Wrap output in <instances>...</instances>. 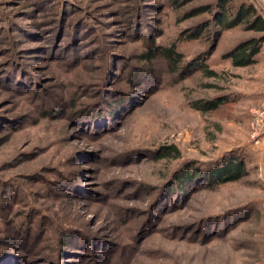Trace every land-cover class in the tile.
Returning <instances> with one entry per match:
<instances>
[{"label": "rangeland", "instance_id": "obj_1", "mask_svg": "<svg viewBox=\"0 0 264 264\" xmlns=\"http://www.w3.org/2000/svg\"><path fill=\"white\" fill-rule=\"evenodd\" d=\"M222 1L0 0V264H264V43L234 65Z\"/></svg>", "mask_w": 264, "mask_h": 264}, {"label": "trees", "instance_id": "obj_2", "mask_svg": "<svg viewBox=\"0 0 264 264\" xmlns=\"http://www.w3.org/2000/svg\"><path fill=\"white\" fill-rule=\"evenodd\" d=\"M229 0H223L220 2V6L222 7V13L218 16L219 24L224 28H231L235 26L236 24L247 21L249 23V28L256 30L261 33L260 36H253L248 40H244L240 43H238L233 49L228 51L226 53V57L231 58L233 61V64L236 66H248L256 62V55L260 53L261 47L264 43V19L257 13H255L250 6H241L239 11L237 12L236 16L233 15L236 19H229V17H232L230 15L228 9H226V3ZM195 38L196 33H194ZM157 52L153 49L149 53H147V56L152 58V52L153 53H161L166 59L167 62L171 68L172 71H175L181 57V53H179L175 45L174 47H168V48H156ZM201 68V67H200ZM209 76H217L218 73L213 70H207L206 71ZM227 97L223 98H217L213 100H202L195 102V106L199 109H212L213 107H216L218 104H221L225 101H227ZM170 151H166L163 155H160V158H165L167 155H169ZM243 161L238 160L237 158H233L230 161H227L223 163V165L216 167L212 169L211 171L207 173L202 172V176L205 179V181L210 184H219L221 182H228V181H236L242 178L244 175L243 171ZM189 170V169H187ZM201 174L200 171L193 173L192 176L185 177L184 175H181V184L184 186L182 182H185L189 178H193L196 174Z\"/></svg>", "mask_w": 264, "mask_h": 264}, {"label": "built area", "instance_id": "obj_3", "mask_svg": "<svg viewBox=\"0 0 264 264\" xmlns=\"http://www.w3.org/2000/svg\"><path fill=\"white\" fill-rule=\"evenodd\" d=\"M251 126L255 135L264 138V99L261 103L252 108Z\"/></svg>", "mask_w": 264, "mask_h": 264}]
</instances>
